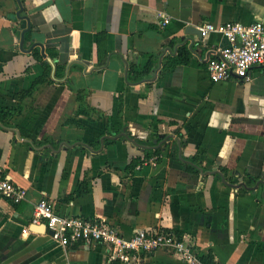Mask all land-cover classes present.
I'll return each mask as SVG.
<instances>
[{"label": "crops", "instance_id": "crops-1", "mask_svg": "<svg viewBox=\"0 0 264 264\" xmlns=\"http://www.w3.org/2000/svg\"><path fill=\"white\" fill-rule=\"evenodd\" d=\"M257 20L264 0H0V170L27 189L0 195V264H189L165 248L125 263L102 244L61 246L32 223L40 198L126 236L173 232L212 264H264V63L214 81L228 39L189 27ZM182 45L190 62L171 65ZM37 46L52 68L35 84ZM132 139L160 161L130 170L145 155Z\"/></svg>", "mask_w": 264, "mask_h": 264}, {"label": "built area", "instance_id": "built-area-1", "mask_svg": "<svg viewBox=\"0 0 264 264\" xmlns=\"http://www.w3.org/2000/svg\"><path fill=\"white\" fill-rule=\"evenodd\" d=\"M165 22L169 19L166 18ZM199 30L202 36L218 31L228 39V44L219 47L208 62L212 80L223 81L234 77L248 80L250 69L264 63V21H227L219 25L205 22ZM142 158L153 161L157 156L147 158L143 155ZM0 195L18 203L27 198V189L17 185L0 170ZM32 223L45 224L53 230L51 236L61 246L102 244L111 259L125 263L137 262L142 255L165 248L189 264H208L199 257L191 241L173 232L142 228L126 236L119 228L101 220L63 214L47 198H40L35 203Z\"/></svg>", "mask_w": 264, "mask_h": 264}, {"label": "trees", "instance_id": "trees-1", "mask_svg": "<svg viewBox=\"0 0 264 264\" xmlns=\"http://www.w3.org/2000/svg\"><path fill=\"white\" fill-rule=\"evenodd\" d=\"M100 35L98 36V39L100 40ZM26 38L29 39L30 38V32L26 33ZM48 54L50 55V57H52V59H57L58 56V52H53L52 50L47 49ZM33 56L35 59L37 60H43L44 55L41 51V48L39 46L35 47L33 50ZM191 60V55H190V50L185 46L182 45L179 47L178 50V54L177 56L170 61L171 65H178V64H188ZM43 66H44V74L39 77L36 81L35 84H37L38 82H42L44 80H49V75H50V71H51V63L48 60H43ZM152 66V61L149 62L148 66L145 68L144 73L139 74L138 76L136 74H138L136 71L133 72L132 78L134 79H141L143 77V75H147L149 74V69ZM135 74V75H134ZM11 111L8 110L7 108L0 106V120H4L5 118L9 117L11 115ZM67 122H76L75 119H68ZM77 125L81 124L76 122ZM172 124H176V121H171ZM115 140L112 139H107L106 143L107 144H111L114 143ZM172 150L176 151L177 150V144L175 142L172 143ZM142 152L145 154V156L147 158L153 156L154 154H157V159L160 161L161 157H158V155L160 156V154L163 152V148H155V149H144L142 150ZM193 162H196L197 159L195 157L192 158ZM144 162L141 153L138 155L133 156V158L131 159L130 163H129V169L130 170H134L137 165L142 164ZM188 169L192 170V171H197L196 167H194L193 165L188 164L187 165ZM204 262L208 263V264H212V257L211 256H202L201 257Z\"/></svg>", "mask_w": 264, "mask_h": 264}, {"label": "water", "instance_id": "water-1", "mask_svg": "<svg viewBox=\"0 0 264 264\" xmlns=\"http://www.w3.org/2000/svg\"><path fill=\"white\" fill-rule=\"evenodd\" d=\"M26 19L28 20V27L23 31V33H22V37L24 38V34H25V32H26V30H28V29H30V21H29V18L28 17H26ZM190 27V32H192V33H195V34H198V36L199 37H202V33H201V31L199 30V29H197V28H195V27H192V26H189ZM188 32H189V30H188ZM22 41H23V39H22ZM43 52H44V50H43ZM125 136H127L126 134H124ZM104 137H107L106 135L104 136ZM129 137V136H128ZM104 139V138H103ZM134 144H136V145H138V146H140L141 148H143V149H145V148H150V146H148V145H145V144H140V143H138L137 141H135V140H131ZM154 142L155 143H158V140H154ZM45 229H47V227H45ZM48 231L52 234L53 233V230H51V229H48Z\"/></svg>", "mask_w": 264, "mask_h": 264}]
</instances>
